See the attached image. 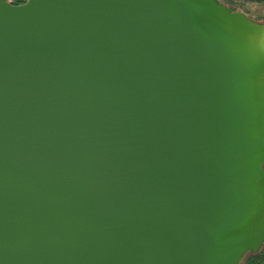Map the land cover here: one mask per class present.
<instances>
[{"label":"water","instance_id":"95a60500","mask_svg":"<svg viewBox=\"0 0 264 264\" xmlns=\"http://www.w3.org/2000/svg\"><path fill=\"white\" fill-rule=\"evenodd\" d=\"M263 243L264 23L0 0V264H239Z\"/></svg>","mask_w":264,"mask_h":264},{"label":"trees","instance_id":"16d2710c","mask_svg":"<svg viewBox=\"0 0 264 264\" xmlns=\"http://www.w3.org/2000/svg\"><path fill=\"white\" fill-rule=\"evenodd\" d=\"M220 3L229 8H235V10L240 11L243 10L245 5H257L263 6L264 0H218ZM25 0L23 1V3ZM245 14V11H240ZM246 16V15H245ZM249 19L256 21L258 23H264V18L260 15L254 17H248ZM239 264H264V243L261 248L255 254L248 253L243 256L241 262Z\"/></svg>","mask_w":264,"mask_h":264},{"label":"rangeland","instance_id":"374dc122","mask_svg":"<svg viewBox=\"0 0 264 264\" xmlns=\"http://www.w3.org/2000/svg\"><path fill=\"white\" fill-rule=\"evenodd\" d=\"M245 14L247 17H254V16H262L264 18V5L263 6H257V5H251L247 4L245 5L244 9ZM240 10V11H243Z\"/></svg>","mask_w":264,"mask_h":264},{"label":"built area","instance_id":"2783aa9c","mask_svg":"<svg viewBox=\"0 0 264 264\" xmlns=\"http://www.w3.org/2000/svg\"><path fill=\"white\" fill-rule=\"evenodd\" d=\"M5 3H7L8 5H18L21 4L23 0H4Z\"/></svg>","mask_w":264,"mask_h":264},{"label":"clouds","instance_id":"9594fccd","mask_svg":"<svg viewBox=\"0 0 264 264\" xmlns=\"http://www.w3.org/2000/svg\"><path fill=\"white\" fill-rule=\"evenodd\" d=\"M24 1V0H23ZM23 1H22V3L21 4H18V5H22V4H24L25 2H26V0H25V2L23 3ZM5 2V1H4ZM7 4V3H6ZM18 5H14V6H18ZM12 6V5H11Z\"/></svg>","mask_w":264,"mask_h":264}]
</instances>
